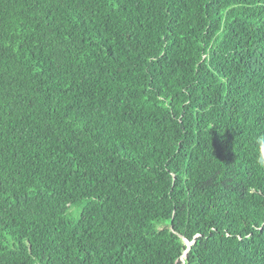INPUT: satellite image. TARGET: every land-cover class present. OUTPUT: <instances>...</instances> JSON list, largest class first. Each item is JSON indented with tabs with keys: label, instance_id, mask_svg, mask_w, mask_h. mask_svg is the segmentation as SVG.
Returning <instances> with one entry per match:
<instances>
[{
	"label": "trees",
	"instance_id": "16d2710c",
	"mask_svg": "<svg viewBox=\"0 0 264 264\" xmlns=\"http://www.w3.org/2000/svg\"><path fill=\"white\" fill-rule=\"evenodd\" d=\"M0 264H264V0H0Z\"/></svg>",
	"mask_w": 264,
	"mask_h": 264
},
{
	"label": "water",
	"instance_id": "95a60500",
	"mask_svg": "<svg viewBox=\"0 0 264 264\" xmlns=\"http://www.w3.org/2000/svg\"><path fill=\"white\" fill-rule=\"evenodd\" d=\"M191 243H192L191 241H188V248L190 247ZM187 251L188 249L185 250V253H187Z\"/></svg>",
	"mask_w": 264,
	"mask_h": 264
}]
</instances>
